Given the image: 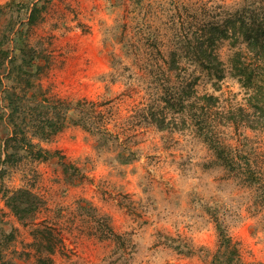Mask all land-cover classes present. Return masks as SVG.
Masks as SVG:
<instances>
[{"label":"rangeland","instance_id":"rangeland-1","mask_svg":"<svg viewBox=\"0 0 264 264\" xmlns=\"http://www.w3.org/2000/svg\"><path fill=\"white\" fill-rule=\"evenodd\" d=\"M247 3L264 14V0H0V115L6 88L72 104L96 101L108 127L120 133L124 154L134 155L125 162L118 157L121 148L101 149L98 137L75 123L79 113L72 109L55 139L35 140L59 152L74 168L70 173L59 156H27L16 166L0 162V264H49L43 261L49 254L36 250L38 227L57 238L53 264H213L219 227L239 249L233 264H264L262 190L216 164L181 113L165 111L166 130L146 119L149 106L184 76L196 79L200 95L247 104L231 70L238 46L219 43L225 63L219 78L186 59L179 77L163 60L156 63L147 44L148 37L157 38L168 55L165 35L177 4L235 12ZM2 51L10 53L5 63ZM24 54L38 60L34 74L19 76L13 59ZM261 140L264 145V134ZM21 188L40 200V209L24 222L6 204L7 195ZM81 206L95 208L118 236H105L104 226Z\"/></svg>","mask_w":264,"mask_h":264},{"label":"trees","instance_id":"trees-1","mask_svg":"<svg viewBox=\"0 0 264 264\" xmlns=\"http://www.w3.org/2000/svg\"><path fill=\"white\" fill-rule=\"evenodd\" d=\"M3 10L4 7L0 5V13ZM175 10L177 13L173 23L168 27L172 31L165 35L167 44L171 45L168 55L160 48L157 38H147V44H152V58L157 64L163 60L167 70L179 77L182 61L186 59L223 78L225 63L219 52V43L229 41L233 48H239L231 57V70L245 89L247 104L233 101L225 103L220 97L212 94L200 95L195 87L196 79L184 76L180 78L181 82L177 87L167 89L164 96H159L158 101L149 106L146 119L152 120L161 130H166L169 121L167 122L165 111L172 109L175 113H181L182 123L185 126L190 124L198 137L208 145L215 156L214 162L249 185L258 186L264 198V145L261 143L264 134V14L248 3L235 12L217 7H186L180 4H177ZM123 26L127 25L124 23ZM127 48L130 53L129 44ZM3 52L5 63L10 53H1ZM16 59L14 70L17 75L34 74V62L38 57L15 55L13 61ZM158 74L165 75V70L160 68ZM29 85L32 86L31 81ZM3 101L5 111L2 110L0 115L2 164L16 166L27 156L40 161H50L58 157L59 152L54 153L42 148L35 140L55 139L66 127L68 113L72 109L79 113V117L74 119L75 123L96 135L101 149L121 148L118 152L121 160L129 162L134 159V155L124 154L126 147L122 150L121 144L118 143L120 133L108 127L103 111L96 101L82 99L72 104L61 98H39L37 94L30 95L27 91L21 94L11 88L5 89ZM223 126L231 129L232 133L223 131ZM60 163L64 165V172L67 174L74 169L63 157H60ZM39 202L33 191L21 188L7 195L6 204L14 215L24 222L37 213L40 209ZM81 209L83 214L96 219L100 228L104 226L105 236H118L108 219L98 215L95 208L81 206ZM219 228L220 250L213 264H233L240 258L239 249L226 231L222 227ZM34 232L36 250L39 253H48L49 256L43 261L53 264L52 254L58 246L55 234L48 231V228L41 227ZM2 256L0 247V258Z\"/></svg>","mask_w":264,"mask_h":264}]
</instances>
